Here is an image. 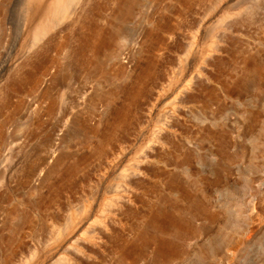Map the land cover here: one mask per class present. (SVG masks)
<instances>
[{"label": "rangeland", "instance_id": "obj_1", "mask_svg": "<svg viewBox=\"0 0 264 264\" xmlns=\"http://www.w3.org/2000/svg\"><path fill=\"white\" fill-rule=\"evenodd\" d=\"M56 1L0 0V264H264V0Z\"/></svg>", "mask_w": 264, "mask_h": 264}, {"label": "bare ground", "instance_id": "obj_2", "mask_svg": "<svg viewBox=\"0 0 264 264\" xmlns=\"http://www.w3.org/2000/svg\"><path fill=\"white\" fill-rule=\"evenodd\" d=\"M33 1V0H32ZM60 1H64L63 3H62V6L60 5L59 7L58 6H56V7H58V9H57V11H56V9H55V11L57 12L56 14H55V16H56V20H54V21H59L60 19H63L66 15H67V10H68V8L69 7H72L73 5H74V2L77 4V0H60ZM79 1V0H78ZM25 2V1H24ZM27 2H28V0H27ZM26 2V3H27ZM31 2V1H30ZM56 2H59L58 0L56 1ZM73 4V5H72ZM27 5V4H26ZM32 5V4H31ZM44 5V4H43ZM28 6V5H27ZM45 6V5H44ZM47 6V5H46ZM50 6V5H49ZM42 7V6H41ZM48 7V6H47ZM46 7V8H47ZM51 7V6H50ZM28 8V7H27ZM29 8H32V7H30L29 6ZM49 9V8H48ZM54 9V8H53ZM70 9V8H69ZM46 11V10H45ZM44 11V12H45ZM54 11V12H55ZM44 12H43V15H44ZM50 12V11H49ZM129 12V10H127L126 11V13H123V15H126V14H129L128 13ZM39 13V12H38ZM47 13V12H46ZM47 15V14H46ZM123 15H122V17H123ZM37 16V14L35 15V17ZM29 17V16H28ZM41 17H42V15H41ZM48 17V16H47ZM47 17H46V19H47ZM27 19V18H26ZM25 19V20H26ZM43 19V18H42ZM55 22V23H56ZM58 23V22H57ZM27 24V23H26ZM37 25V24H36ZM26 26V25H25ZM33 28V27H32ZM37 29V28H36ZM33 30V29H32ZM31 30V31H32ZM38 31V30H37ZM36 31V32H37ZM34 32V31H33ZM35 32V33H36ZM118 33V32H117ZM33 34V33H32ZM45 35V34H44ZM35 37H38L39 38V36H38V32H37V36L35 35ZM35 37H33V39H35ZM42 40V39H41ZM102 41V40H101ZM35 42V41H34ZM39 42V41H38ZM102 43H104V39H103V42ZM112 205H114L113 203H112V201H109V203H108V205L107 206H105V207H111ZM161 214V217L162 218H160V215L159 214H154V212L151 214V213H149V216H147L146 215V219H147V222L146 221H144V225H143V227L142 228H140L139 229V234L137 235V237H136V239H135V241H141V242H144V241H146V240H148L149 239V236H148V231H149V225L150 224H152V225H154V221H159V219H162V221H163V223L164 224H166L167 223V218H166V216L165 217H163V214L162 213H160ZM178 217H180V216H178ZM75 218L76 217H74V215L70 218L71 220L69 221V225H71L72 223H74L75 222ZM51 219H49L47 222H49ZM56 220H51L50 222H49V224H50V226H51V228H52V234L54 235V237H55V240H57V241H60L64 236H65V231L63 230V227L61 226V225H59L58 224V222H55ZM132 221V220H131ZM134 221V220H133ZM119 222H121L120 220H119ZM172 222H173V228H174V233L173 234H175V239L177 238H179L181 235H184L183 234V228H181L180 227V222H181V219L180 218H177V219H174V218H172ZM93 223L95 224H98V225H102L103 227H105V231L106 232H110V230L111 229H109V226L107 225V223L105 222V220H104V218L102 217V218H97V219H95V221H93ZM133 223H135V221L133 222ZM136 224V223H135ZM175 224V225H174ZM140 226V225H139ZM138 226V227H139ZM134 228L136 229L137 227L134 225ZM134 229V230H135ZM136 231V230H135ZM82 236L85 238V239H87L89 242H93V241H95V237L94 236H90V235H88L86 232H84L83 234H82ZM98 239H100V238H98ZM10 243H12V242H10ZM174 242L172 241V244H173ZM240 244V243H239ZM76 250L80 253V254H82L83 256H87L88 255V253H87V250L86 249H84V248H81V247H76ZM124 250V249H123ZM41 253V251H40V249L39 248H35L34 249V251H33V254L35 255V256H38L39 254ZM167 253H169V254H175L176 253V250H174V246H172V247H170L166 252H163V251H161V250H159V252L157 253V256L159 255L160 256V258H161V256H166V254ZM177 254V253H176ZM120 255H121V257H120V260H119V262L121 263V264H125L124 263V261L123 260H125L126 261V258L128 257V256H126V253L125 252H121L120 253ZM9 256H15V255H13V253H11ZM125 257V258H124ZM61 260L59 261V264H65V263H67V264H82L80 261H78L77 259H75V258H72V257H69V256H67V255H65V256H63L62 258H60ZM155 259H157V258H155ZM9 261V260H8ZM130 264H133V263H130Z\"/></svg>", "mask_w": 264, "mask_h": 264}]
</instances>
